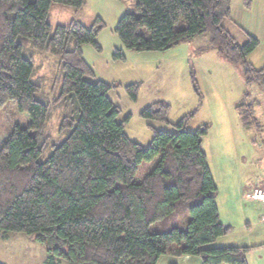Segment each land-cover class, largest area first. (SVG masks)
I'll return each instance as SVG.
<instances>
[{
	"label": "trees",
	"instance_id": "trees-1",
	"mask_svg": "<svg viewBox=\"0 0 264 264\" xmlns=\"http://www.w3.org/2000/svg\"><path fill=\"white\" fill-rule=\"evenodd\" d=\"M52 4L80 10L85 0H0V106L13 103L29 119L15 124L0 147V238L9 232L32 236L46 247L47 264H156L163 255L248 264L253 247L208 246L231 231L219 220L218 190L202 148L209 123L189 130L197 108L171 123L170 104L157 101L140 116L173 130L149 125L147 146L132 141L125 133L130 115L119 122L121 108L108 96L118 84L97 79L83 56V45L101 50L102 19L52 28ZM230 12V0H135L115 32L123 48L139 52L165 51L204 36L200 50H215L242 69L247 85L264 89V65L256 68L248 60L258 40L248 36L239 43L225 26ZM29 46L59 59V97L72 105L59 121L64 138L51 144L44 159L50 112L36 98L41 87L23 54ZM112 57L123 60V49H114ZM191 80L201 100L193 74ZM139 88L138 82L125 87L132 101ZM236 110L246 129L260 126L252 101Z\"/></svg>",
	"mask_w": 264,
	"mask_h": 264
},
{
	"label": "rangeland",
	"instance_id": "rangeland-1",
	"mask_svg": "<svg viewBox=\"0 0 264 264\" xmlns=\"http://www.w3.org/2000/svg\"><path fill=\"white\" fill-rule=\"evenodd\" d=\"M134 5L135 0H85L83 8L75 10L61 4H52L49 22L54 28L58 24L64 25L71 20L90 25L96 17L102 19L104 27L97 36L101 50L97 51L90 44L83 45L84 57L92 64L96 78L118 84L108 92L109 98L121 108L117 120L123 121L129 114H133L125 122V133L132 141L142 146H147L151 142L153 133L149 125L163 130H173L170 124L140 116V111L151 103L165 101L170 104L168 120L172 123L179 120L187 111L197 108L192 119L196 123H209L208 132L210 131L209 135L212 136L221 119L226 121L238 119L236 110L238 104L252 100L259 103L254 107V115L260 126L252 127L250 131L238 128L241 140L235 142L236 151L239 152L235 158L238 159L250 182L256 185L264 184V89L257 83L247 85L242 69L227 62L213 49L200 50L199 47L206 41L204 36H197L189 42L179 44L180 48L174 46L165 51L139 52L123 48L115 27L125 12L134 10ZM225 25L235 34L239 43L245 42L240 33L230 27L228 22H225ZM116 48L123 49L125 57L123 60L113 59L112 54ZM258 51L260 52H254L248 57L249 60L253 58L255 62H258L256 64H259L263 56L261 50ZM23 54L34 65L31 79L41 87L36 98L49 105L50 117L44 132L47 143L42 155L44 159L50 154L51 144L58 143L64 138L66 133L59 132V121L72 108V105L59 97L63 74L59 59L46 52L35 51L30 46L24 49ZM191 74L197 82L201 100L193 89ZM136 82L140 83V88L137 100L132 101L125 87ZM245 91L249 94L246 100L243 99ZM28 122L27 115L19 112L13 103L0 106V147L15 124L26 125ZM245 138L247 140H244ZM205 148L207 152H210L207 144ZM235 162L237 164V161ZM153 164L154 161L150 167ZM213 168L220 182L219 172L214 163ZM223 199L225 200V197L221 192L220 201ZM251 208L257 212L254 204H251ZM220 215L219 220L221 223L224 222L223 224L231 218L224 210L222 201ZM233 222L238 224L240 221ZM247 230L240 225H235L234 232L227 238L234 240ZM249 238L255 237L250 234ZM48 257L46 247L26 233L9 232L0 238V264H47ZM59 264L66 263L59 260Z\"/></svg>",
	"mask_w": 264,
	"mask_h": 264
},
{
	"label": "crops",
	"instance_id": "crops-1",
	"mask_svg": "<svg viewBox=\"0 0 264 264\" xmlns=\"http://www.w3.org/2000/svg\"><path fill=\"white\" fill-rule=\"evenodd\" d=\"M230 10V20L226 21L228 22L229 26L232 27L237 33H240L241 37H243L245 41L247 40L248 36H252L258 40V45L251 52V54H253L254 52H260L258 50H261L263 54V56H261V61L259 62V64H256L258 62H255L253 58L248 60L256 68L262 67L264 65V0H230ZM226 28L231 32L233 36L235 35L230 28H228L227 26ZM185 42H189V40ZM205 44L206 42L199 48L205 46ZM176 46L178 47L180 45L178 44ZM176 46L175 48H177ZM82 50L84 56L83 47ZM86 50H88V48H86ZM86 62L93 69L92 64H90L87 60ZM243 99L246 100L245 98ZM252 102L254 103V107L257 106V104L259 105V103H257L256 101L252 100ZM129 115L133 116L132 113ZM237 117L238 119L236 120L229 119L228 121H226L224 119H221V122L218 123L213 136L209 135V131L202 138V148L206 154L207 163L218 190L216 203L219 212V218L221 217L220 204L222 201L224 210L228 212L229 216H231V218L227 220L228 222L226 224H229L231 226V231L233 229L232 232L224 235V237H219L214 243L208 246H250L253 248H251L246 254L248 264H264V205H260L247 198V195L254 187H264V184L256 185L250 182L249 179H247V176H245L242 170V166L240 165V163H238V159L235 158L236 154H239V152L236 151L235 145L238 140H241V135H239L238 128L240 127L242 128V130L246 129L242 125L239 115ZM201 124L203 123H196L194 119H191L189 121L188 128L189 130H195ZM246 130L250 131V129ZM244 140H247V138H245ZM205 142L210 152H207L205 148ZM232 157L233 159H235H231ZM235 161H237V164H235ZM212 162L215 164V167L219 172L220 182L219 180H217V174H215L216 172L213 168ZM221 183L223 189L222 191ZM221 192L225 197V200L223 199L220 201ZM251 204H254L257 212L255 210L253 211V209L251 208ZM237 220L240 221L238 224L233 222ZM235 225H240L242 228H246L248 230L241 234L240 237H236V239L231 240L230 238H227V236H230V234L234 232ZM250 234H252L255 238H249ZM234 241L239 242L236 243ZM156 264H202V262L198 256L193 255H163Z\"/></svg>",
	"mask_w": 264,
	"mask_h": 264
},
{
	"label": "built area",
	"instance_id": "built-area-1",
	"mask_svg": "<svg viewBox=\"0 0 264 264\" xmlns=\"http://www.w3.org/2000/svg\"><path fill=\"white\" fill-rule=\"evenodd\" d=\"M247 198L258 204L264 205V187H254Z\"/></svg>",
	"mask_w": 264,
	"mask_h": 264
}]
</instances>
